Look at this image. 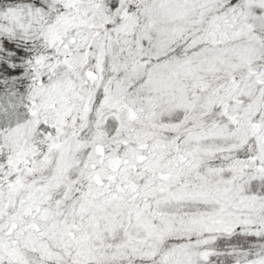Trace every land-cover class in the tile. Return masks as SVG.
Listing matches in <instances>:
<instances>
[{
	"label": "snow or ice",
	"instance_id": "6c2138e0",
	"mask_svg": "<svg viewBox=\"0 0 264 264\" xmlns=\"http://www.w3.org/2000/svg\"><path fill=\"white\" fill-rule=\"evenodd\" d=\"M0 264H264V0H0Z\"/></svg>",
	"mask_w": 264,
	"mask_h": 264
}]
</instances>
